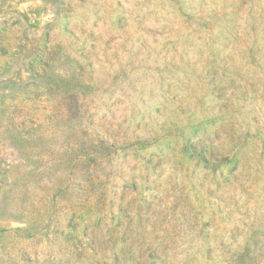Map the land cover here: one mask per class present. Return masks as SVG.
<instances>
[{
    "label": "rangeland",
    "instance_id": "rangeland-1",
    "mask_svg": "<svg viewBox=\"0 0 264 264\" xmlns=\"http://www.w3.org/2000/svg\"><path fill=\"white\" fill-rule=\"evenodd\" d=\"M0 264H264V0H0Z\"/></svg>",
    "mask_w": 264,
    "mask_h": 264
}]
</instances>
